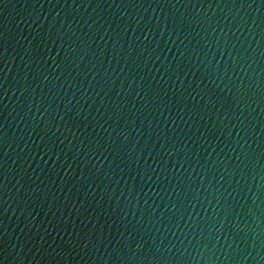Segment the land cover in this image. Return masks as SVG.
<instances>
[{
  "label": "water",
  "instance_id": "water-1",
  "mask_svg": "<svg viewBox=\"0 0 264 264\" xmlns=\"http://www.w3.org/2000/svg\"><path fill=\"white\" fill-rule=\"evenodd\" d=\"M0 264H264V0H0Z\"/></svg>",
  "mask_w": 264,
  "mask_h": 264
}]
</instances>
